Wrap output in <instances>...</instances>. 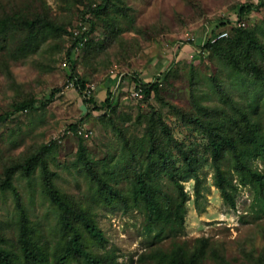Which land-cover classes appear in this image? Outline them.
<instances>
[{"label": "rangeland", "instance_id": "1", "mask_svg": "<svg viewBox=\"0 0 264 264\" xmlns=\"http://www.w3.org/2000/svg\"><path fill=\"white\" fill-rule=\"evenodd\" d=\"M101 4L0 0V250L12 264H264V211L228 153L236 205L223 201L210 145L241 111L264 127V0H107L91 11ZM233 27L255 41L262 78L203 45ZM155 81L157 93L131 95ZM186 155L199 204L193 179L180 181L183 225L149 230L138 180L174 204L171 174L190 169ZM249 165L264 171V157Z\"/></svg>", "mask_w": 264, "mask_h": 264}, {"label": "trees", "instance_id": "2", "mask_svg": "<svg viewBox=\"0 0 264 264\" xmlns=\"http://www.w3.org/2000/svg\"><path fill=\"white\" fill-rule=\"evenodd\" d=\"M107 3V0H103V4L92 8L91 11L95 12L100 10L103 5ZM246 8L241 7L240 12H245ZM233 33L231 37H212L211 34L204 40L206 46H211L214 55H218L222 58H232L235 62L243 60L244 69L255 77H261L262 69L255 61L253 55V48H256L255 41L250 40L251 35L247 30L240 27H233ZM160 81L148 82L141 84L138 82L135 87L142 89L144 97L150 95L151 92L157 93L159 90ZM28 106L18 105L16 108H25ZM254 108L257 103H254ZM6 118L5 115H0V121ZM234 124H237L238 129L231 134L228 133L225 136L217 139L210 137L211 145V160L214 168L213 182L216 188L220 191L223 201L230 207H235L236 202L234 198V192L237 191V185L232 182V177L229 171L222 169V162L226 159V154H229L227 158L230 162V167L236 172L238 176V184L248 185L253 192V200L257 206L264 211V171H259L252 168L249 162L257 157H264V127L260 128L258 123L248 119L246 113L240 112L238 117H233ZM212 132V131H211ZM185 165L190 166V169L183 170L178 176L171 174L174 184L177 186V199L173 204L168 199L163 200L157 189L154 188V184L148 183L143 177L138 180L136 195L141 197L145 201V208L150 213V223L148 228L152 229L153 224L160 223L167 220V218L179 222V225H183L184 222V207L188 199L186 192L183 189L180 181L187 178L194 181V201L198 206L199 198L202 196V177L198 174L196 168L192 167L190 157L188 155L184 158ZM176 176V177H175ZM90 232L96 234L93 226H88ZM71 248L78 250L77 237L72 238L70 241L69 249L66 251L67 257ZM64 258V257H63ZM91 262L102 264L99 260H92ZM0 264H12L9 255L4 250H0Z\"/></svg>", "mask_w": 264, "mask_h": 264}, {"label": "built area", "instance_id": "3", "mask_svg": "<svg viewBox=\"0 0 264 264\" xmlns=\"http://www.w3.org/2000/svg\"><path fill=\"white\" fill-rule=\"evenodd\" d=\"M226 35H227V32H222L216 38L224 37ZM191 40H194V39L192 38ZM131 95L133 97H140L141 98L143 96L141 87L140 88L134 87V89L131 92Z\"/></svg>", "mask_w": 264, "mask_h": 264}]
</instances>
